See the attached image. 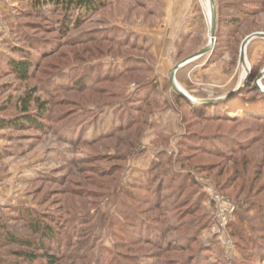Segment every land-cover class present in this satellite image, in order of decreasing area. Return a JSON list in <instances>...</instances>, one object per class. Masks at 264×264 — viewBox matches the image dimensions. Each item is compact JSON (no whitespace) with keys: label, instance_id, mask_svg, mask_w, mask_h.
I'll list each match as a JSON object with an SVG mask.
<instances>
[{"label":"rangeland","instance_id":"obj_1","mask_svg":"<svg viewBox=\"0 0 264 264\" xmlns=\"http://www.w3.org/2000/svg\"><path fill=\"white\" fill-rule=\"evenodd\" d=\"M1 1L10 14H0V122L21 115V99L32 91L46 107L41 131L0 129V264H131L136 256L151 263L138 252L141 243L123 237L128 220L139 221L138 211L148 209L129 201V191L147 183L161 154L173 171H193L194 199L200 195L210 227L202 230V242H213L229 264L242 259L228 224H239L247 235V226H263L264 120L233 113L226 119L213 109L199 117L202 111L177 98L170 83L172 70L209 43L208 0H96L101 6L94 13L69 11L81 21H71L65 33V11L56 2ZM214 7L211 51L176 71V87L195 104L228 99L233 89L226 86L233 84L264 95V78L260 89L255 86L264 71V38L251 40L245 65L240 62L243 41L264 34V0H214ZM35 40L49 53H40L31 77L21 81L8 63L19 60L16 50L37 53L30 49ZM81 76L83 89L75 88ZM30 105L29 113L38 115ZM202 137L217 143L190 148L192 141L201 146ZM241 161L248 166L236 167ZM236 168L249 182L235 179ZM246 196L257 199L260 210L245 204ZM146 215L164 227L154 219L158 212ZM255 232L264 235V227ZM9 236L31 245L11 243ZM174 246L164 257L189 256L172 253ZM239 246L247 259L264 264L256 248ZM30 254L32 261L26 260Z\"/></svg>","mask_w":264,"mask_h":264},{"label":"trees","instance_id":"obj_2","mask_svg":"<svg viewBox=\"0 0 264 264\" xmlns=\"http://www.w3.org/2000/svg\"><path fill=\"white\" fill-rule=\"evenodd\" d=\"M51 1L52 3L56 2V4H58L57 7L64 9L65 11L61 19V31L64 33L69 31V25L71 21L75 26L79 25L81 21L80 17L75 20L72 17L68 16L69 11L71 9H82L84 11V14L87 15L92 12L94 13L100 5V3H98L96 0ZM30 45V49L37 51V53L33 51L29 53V51L26 52L20 49L16 50V55L18 56L19 60H10V62L8 63V69L17 79L21 81H26L27 79H29V77H31L32 71L37 67L39 62L37 60L38 55L41 53V58H45L46 54L49 53L45 51L47 46L43 45V47H38L39 44L36 40L30 42ZM42 52H44L45 54H43ZM83 86L84 83L82 81L81 76L79 78V81H76L74 83V87L83 89ZM34 95L35 91H32L26 97L22 98V108L20 109L22 112L21 115L1 121L0 129H23L30 127L32 129L41 131V120L44 119V111L46 105L40 103L39 99L34 97ZM175 95L177 96V98H180L181 100L185 101L186 105H190L192 108L194 107L195 111H202L198 112L199 117H202V115L204 114L208 115V110L213 109V111L215 110L213 114L219 117H224L226 119L231 118L230 116L233 113L239 114L241 116H255L256 118H259L256 120H264V95L260 94L258 90H256L253 86H249V84L239 89L237 93H235L228 99L213 103L195 104L181 97L177 93H175ZM31 103H35L39 109V114L36 116H32L29 113ZM236 105L240 108H237ZM250 109L257 110V113L250 111L248 112V110ZM232 110L235 111L232 112ZM203 117L205 119L210 118L209 116ZM200 139L202 140L201 146L194 145L196 141H192L190 143V148H206V145L210 144V142L212 141L217 143L216 140L209 141L208 137H202ZM219 143L224 147L228 148L227 150H233L234 148L228 147L227 144H224L220 140ZM215 152L219 153L216 150ZM160 157H162L164 161L165 155L161 154ZM163 161H158V164H154L155 166H152L153 168L150 170V175L147 183L139 184L137 191H129V201H136L139 204H145L146 206H148V209L138 211V217L140 219L139 221L135 220L136 222H134L133 220H128L129 222L127 223L126 227V232L128 233L126 234L124 232L125 237L123 238L129 239V242L136 243L134 245L139 246V243H141L142 247L138 249V252L140 254L149 255L150 258H152L153 260L151 263L148 264H229L225 261L224 257L222 258L219 251L215 249L213 242H211L209 245H206L202 242V239H200L202 230H204V228L208 229L210 227H208L209 220L207 221V223L205 222L206 216L204 215V211L201 205L202 199L200 195L194 199V197L196 196L195 188L197 187V184L195 183L193 177V171L187 170L184 174H181L176 171H173V166H168L170 164V159L165 158V167H163ZM182 161L183 160L179 161L181 165ZM248 163V161H241V163H238V166L236 167L243 168V166H248ZM234 171V177L236 180L239 178L241 181H247L245 176L241 177L243 171L241 172L237 168L234 169ZM215 190L217 191L216 193L224 195L217 185H215ZM250 190L251 189H248V191ZM224 197L230 200V198L226 195H224ZM244 200H246L245 204L249 205V207L251 208L254 207L256 204L259 205L258 210H260V206L262 207V204L260 205L257 199H253V196H246V199ZM263 209L264 207H262V210ZM148 212L159 213V215H156L154 219L158 220V222H160L164 226L162 229H160L161 227L156 225L151 219H148L149 217L146 215ZM262 221L263 226H259L256 224L254 226V231H252L247 226L246 231L248 232V235L244 233V231L242 232V230H240L239 224L235 225L231 229L232 224L230 221V223L228 224L229 233L231 236L233 235L232 237L237 240L236 244L238 246V250L242 254V259L235 260L233 264H255L254 259H247L245 252H243V249L239 246L242 244H244L246 248L247 246L248 248H256L257 254H261L260 256L264 255V235L261 236L259 235V232H255L258 230V228L264 227V219H262ZM215 222L216 220L214 217L212 219V223ZM33 231L38 233L41 232V230L38 228H33ZM169 233H172L174 235V239H167ZM42 234L50 240L54 238L52 232L44 231ZM9 241L11 243L18 245L21 244L27 247H30L31 245L28 242L17 240L12 236H9ZM172 244L173 246H176V249L174 248L175 246L173 247L172 253L174 251L188 253L189 256L186 257L187 259L181 258L180 261H177L171 259L170 256L164 257L165 254L168 255L171 253L172 248L170 247V245ZM146 247L149 248L144 251L142 248ZM150 249L153 250V252L150 251ZM192 257H194V259ZM32 258L33 255L30 254L26 260H31ZM141 259L143 258L139 256L133 257V260H131V264H141ZM49 263H52V260H49Z\"/></svg>","mask_w":264,"mask_h":264},{"label":"water","instance_id":"obj_3","mask_svg":"<svg viewBox=\"0 0 264 264\" xmlns=\"http://www.w3.org/2000/svg\"><path fill=\"white\" fill-rule=\"evenodd\" d=\"M208 4H209V8H210V20H209V24H210V36H209V43L206 47H204L203 49H201L200 51L194 53L193 55H191L189 58L185 59L181 64L177 65L171 72L170 74V83L172 85L173 90L180 95L181 97L185 98L186 100L196 103L195 100H193L188 94H186L184 91H182L181 89L177 88L175 85V80H174V75L176 73V71L185 66L186 64L191 63L192 61L204 56L205 54L209 53L211 51V46L214 44L215 41V30H216V15H215V7H214V0H208ZM255 38H264V34H255V35H251L249 37H247L242 45H241V52H240V62L241 64L244 66L245 64V49L246 46L248 45V43L255 39ZM264 78V71L261 72L256 80H255V86L260 89V82L261 80ZM240 85L236 86V88L234 90H232L231 92L228 93L227 97L237 93V91L240 89ZM260 92H264V89L261 90ZM222 98L216 99L215 101H218ZM207 102H213V101H207Z\"/></svg>","mask_w":264,"mask_h":264},{"label":"crops","instance_id":"obj_4","mask_svg":"<svg viewBox=\"0 0 264 264\" xmlns=\"http://www.w3.org/2000/svg\"><path fill=\"white\" fill-rule=\"evenodd\" d=\"M12 6V5H11ZM9 5L6 7V5L4 4V2H2L1 0H0V14H3V13H5V15H8V14H10L9 13ZM1 16V15H0ZM10 18H11V16H10ZM12 19V18H11ZM250 43V42H249ZM248 43V44H249ZM226 88H227V90H234L235 88H236V86H234V84L233 85H229V86H226ZM206 95H209L208 93L206 94Z\"/></svg>","mask_w":264,"mask_h":264},{"label":"built area","instance_id":"obj_5","mask_svg":"<svg viewBox=\"0 0 264 264\" xmlns=\"http://www.w3.org/2000/svg\"><path fill=\"white\" fill-rule=\"evenodd\" d=\"M218 201H221V199L218 198ZM222 226V225H221Z\"/></svg>","mask_w":264,"mask_h":264}]
</instances>
